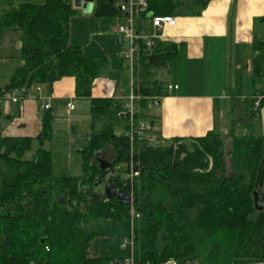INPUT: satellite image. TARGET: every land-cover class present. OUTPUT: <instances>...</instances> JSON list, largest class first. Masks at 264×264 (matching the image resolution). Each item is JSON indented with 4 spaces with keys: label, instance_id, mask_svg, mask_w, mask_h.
<instances>
[{
    "label": "trees",
    "instance_id": "16d2710c",
    "mask_svg": "<svg viewBox=\"0 0 264 264\" xmlns=\"http://www.w3.org/2000/svg\"><path fill=\"white\" fill-rule=\"evenodd\" d=\"M11 2L12 0H2ZM119 0H95L99 18H117ZM152 16L197 18L210 0H147ZM77 14L71 0L20 3L4 18L0 31L20 35L21 48L6 94L41 85L51 93L64 78L75 80L77 98L90 100V133L83 147V175L57 176L47 143L54 140V112L42 117L35 138L0 135V264H123L90 255L92 242L105 235L94 223L114 225L130 219V206L94 193L99 181L128 191L120 180L129 161V112L123 99L92 97L94 82L107 75L119 85L129 73L122 57L86 56L73 41L71 24ZM252 74L247 98L231 111L232 130L241 135L209 132L159 147L136 144L140 177L135 181V264H258L264 263V136L252 124L264 107V41L248 49ZM179 56L176 43L160 40L151 51L141 47L133 66L132 89L137 119L148 117L151 98L168 97L167 83L157 78ZM129 93L126 94L128 97ZM257 98H261L256 106ZM231 130V131H232ZM187 141L191 142L190 144ZM36 146V147H35ZM35 147V148H34ZM112 149L111 169L102 171L97 153ZM31 158L27 155L34 151ZM184 154V157L181 155ZM120 167L118 175L115 168ZM109 177V178H108ZM98 196L101 200H98Z\"/></svg>",
    "mask_w": 264,
    "mask_h": 264
},
{
    "label": "crops",
    "instance_id": "0c3cea01",
    "mask_svg": "<svg viewBox=\"0 0 264 264\" xmlns=\"http://www.w3.org/2000/svg\"><path fill=\"white\" fill-rule=\"evenodd\" d=\"M4 2L0 0V26L5 15L20 4L9 7ZM176 21L175 27L163 30V39L178 44L179 56L173 66H179L177 73H185L186 80L185 83H167L178 89L164 98L157 108L149 109L148 117L156 122L163 143L201 138L209 132L229 133L231 111L247 98L250 91L246 81L253 70L251 60L246 59L247 49L256 40L264 41V0H210L202 16L177 17ZM0 34L6 47L14 45L20 53L18 33L0 31ZM14 34L16 40L12 37ZM19 53L8 57L9 63L5 66L9 71L8 80L13 70L12 59ZM2 69L1 65L0 74ZM44 94L50 97V110L55 116L54 139L62 137L65 131V119L62 122L58 118L63 111L68 115L75 113L77 100L89 102L90 109L89 99L76 97L73 78L62 79L54 84L51 93L45 89ZM124 95L125 89L119 88L107 75L94 82L93 98L127 102ZM69 102L74 103V111L67 109ZM43 104L37 98L24 100L18 105L3 102L0 105V135L37 137L42 131V117L47 112L42 109ZM252 132L264 136V107L252 124Z\"/></svg>",
    "mask_w": 264,
    "mask_h": 264
},
{
    "label": "rangeland",
    "instance_id": "374dc122",
    "mask_svg": "<svg viewBox=\"0 0 264 264\" xmlns=\"http://www.w3.org/2000/svg\"><path fill=\"white\" fill-rule=\"evenodd\" d=\"M23 2H31L36 5H41L44 3V0H12L11 2L5 1L4 3L11 7ZM177 17H181V15L178 13L176 14V18ZM121 22L123 23V20ZM117 24V18H99L96 17L94 13L87 14L82 9H77V14L71 24L73 41L83 47L85 55L87 56H106L108 58L123 57L124 49L121 44L116 42L118 36ZM146 27L148 31L151 30L149 23H146ZM0 37H2L1 34ZM12 37L16 40L17 35L14 34ZM3 42L6 41L1 39L0 66L2 65V68L5 69V66L9 63L8 57L14 55L17 56L19 52L16 51L14 45L6 47ZM12 62L13 66L17 64L16 57L12 59ZM173 67L174 68H171L168 71L162 70L163 73H158L157 78H161V80L166 83H176L181 81L185 83V73H177V67L179 66L175 65ZM180 67H182L181 64ZM3 69L0 74V88L4 87L8 82L9 71ZM133 75L134 73L131 74L129 69V73H126L125 79L123 78L119 83V88L121 87L125 89L124 96L131 91ZM257 99L259 100L260 98ZM76 104L77 111L75 113L68 115L66 111H63L58 117L62 122H64L65 119V131L62 134V137H55L51 143H47L45 146V149L51 151L53 155L54 170L57 176L68 175L78 177L83 175L84 159L82 151L85 145L86 136L90 133L89 102H80V100H77ZM75 120L78 122L77 124H75ZM258 126L259 123L256 124V127ZM229 128V133L226 134L234 132L235 135H241L246 132L239 126L234 127L233 130L231 126ZM253 134L256 136H262L259 132ZM169 143L173 144L174 153H176L180 142L173 143L170 141ZM187 143L190 144L191 142L187 141ZM165 144L167 143H164L163 145ZM34 152L35 150L28 154L27 158H31ZM112 156V149L109 148L105 153V156H103V159L111 163ZM181 157H184V154H182ZM107 183L109 182L105 180L100 186L95 187L94 193L104 195V188ZM259 206L263 207L264 202H259ZM94 227L105 231V235L96 238L92 242L90 250V255L92 257L105 256L107 252L116 260L127 257V251L122 249V243L124 239L128 238L132 233V223L129 219L123 220L116 225L109 221H99L94 223Z\"/></svg>",
    "mask_w": 264,
    "mask_h": 264
},
{
    "label": "built area",
    "instance_id": "2783aa9c",
    "mask_svg": "<svg viewBox=\"0 0 264 264\" xmlns=\"http://www.w3.org/2000/svg\"><path fill=\"white\" fill-rule=\"evenodd\" d=\"M120 16L117 17V33L121 46L124 49L123 59L129 65L131 74H133V66L136 54L141 47L145 50L151 51L156 42L163 40V30L166 27H175L176 18L172 16H152L148 13V1L147 0H119L117 3ZM123 20V23L121 22ZM146 23H149L151 30L148 31ZM123 42V43H121ZM178 89L177 86L167 85L166 91L170 96L174 91ZM45 87L37 85L31 89H23L21 91H15L13 93L6 94L3 102L5 104H20L24 100L37 98L43 102L42 109L47 111L51 109L50 97L44 94ZM128 97H126V109L129 112V128L128 137L130 140L129 161L126 165V174L121 175L120 180L124 183V186L128 189L126 191L131 197L130 203V221L132 223V233L128 238H125L122 243V249L127 251V257L124 258L123 264H135V240H134V222L135 219H139L140 215L134 208V187L135 181L140 177V170L138 168V162L136 161V144L143 143L148 147H159L163 145V140L159 136V130L156 122L152 118L137 119L135 116V102L140 100L139 96L133 93L132 83ZM164 97L151 98L149 109L157 108ZM261 98L257 101L256 106L259 105ZM67 109L70 111L75 110L73 102L67 104ZM21 112V111H20ZM120 167L115 168V173L110 174V177L118 175ZM166 264H176L170 261Z\"/></svg>",
    "mask_w": 264,
    "mask_h": 264
},
{
    "label": "water",
    "instance_id": "95a60500",
    "mask_svg": "<svg viewBox=\"0 0 264 264\" xmlns=\"http://www.w3.org/2000/svg\"><path fill=\"white\" fill-rule=\"evenodd\" d=\"M95 0H73V8L75 10L82 9L85 13L91 14L94 9ZM116 42L119 44L120 39L117 37ZM123 43V42H121ZM97 161L99 163V168L102 171H106L111 169L112 165L108 161L103 159V156L101 153L96 154ZM102 184V181H99L96 183V187L100 186ZM104 196L107 200H113L117 199L121 203L125 204L126 206H129L131 203V197L126 191H118L115 185L111 183H107L104 188ZM98 200H101V197L98 196ZM254 202L255 206L258 209H262V207L259 206V197L257 194L254 195Z\"/></svg>",
    "mask_w": 264,
    "mask_h": 264
}]
</instances>
